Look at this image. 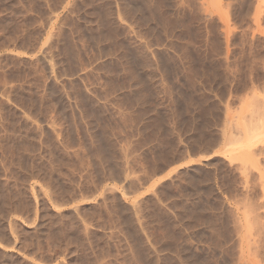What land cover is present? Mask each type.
<instances>
[{"label":"rangeland","instance_id":"374dc122","mask_svg":"<svg viewBox=\"0 0 264 264\" xmlns=\"http://www.w3.org/2000/svg\"><path fill=\"white\" fill-rule=\"evenodd\" d=\"M0 264H264V0H0Z\"/></svg>","mask_w":264,"mask_h":264},{"label":"bare ground","instance_id":"6f19581e","mask_svg":"<svg viewBox=\"0 0 264 264\" xmlns=\"http://www.w3.org/2000/svg\"><path fill=\"white\" fill-rule=\"evenodd\" d=\"M258 130H259V129H258ZM255 132H256V131H255ZM255 132H254V133H255ZM251 136H252V135H251ZM258 136H259V135H258Z\"/></svg>","mask_w":264,"mask_h":264}]
</instances>
